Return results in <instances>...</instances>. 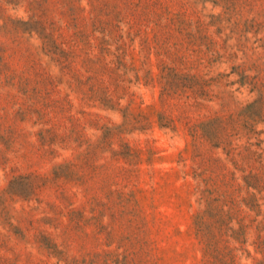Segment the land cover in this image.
Wrapping results in <instances>:
<instances>
[{
    "label": "rangeland",
    "instance_id": "obj_1",
    "mask_svg": "<svg viewBox=\"0 0 264 264\" xmlns=\"http://www.w3.org/2000/svg\"><path fill=\"white\" fill-rule=\"evenodd\" d=\"M0 264H264V0H0Z\"/></svg>",
    "mask_w": 264,
    "mask_h": 264
}]
</instances>
